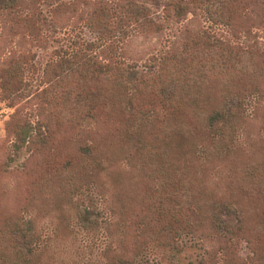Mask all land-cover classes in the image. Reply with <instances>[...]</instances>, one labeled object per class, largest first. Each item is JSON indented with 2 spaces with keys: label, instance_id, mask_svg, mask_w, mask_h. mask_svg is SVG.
Here are the masks:
<instances>
[{
  "label": "rangeland",
  "instance_id": "rangeland-1",
  "mask_svg": "<svg viewBox=\"0 0 264 264\" xmlns=\"http://www.w3.org/2000/svg\"><path fill=\"white\" fill-rule=\"evenodd\" d=\"M73 1L66 0L60 13L54 5L27 4L25 13L34 25L17 23L6 12L0 15V74L11 59L25 68L17 96L5 97L0 89V228L13 226L14 216L21 213L25 217L21 209L29 207L32 227L38 240L48 242L53 264L105 263L107 246H115L121 239L126 240L132 258L136 253L132 248L136 225L144 226L153 217L148 207L150 195L168 184L167 194L184 208L183 228L189 224L201 229L204 224L201 230H208L206 217L212 204L222 202L219 215L225 223L234 226L235 213L245 212L246 227L252 234L262 229L256 218L257 208L241 189L251 188L247 171H255L257 163L264 160V13L259 8L238 11L227 25L210 19L201 6L187 5L180 11L168 5L169 0ZM138 1L150 8L155 23L136 29L130 22L132 17L125 19L115 38L100 43L87 25L100 4L114 8L116 16H126L130 2ZM71 41L95 46L100 43L87 52L98 63L109 64L113 72L124 73L126 96L141 98L144 114L152 119L157 113L167 117V110H181L187 116L183 127L179 122H169L163 130L156 126L146 130L145 142H141L145 150L138 149L137 140L128 147L114 136L123 134L126 128L114 124L118 113L111 109L97 110L96 119L80 115L73 128L65 126L74 116L64 106L44 102L41 91L47 86V76L50 79L47 64L58 52L71 51L67 49L73 46ZM206 41L213 48L201 46ZM221 55L234 59L223 63L217 59ZM242 58L248 65L246 77ZM199 68L206 69L207 74ZM168 69L182 76L159 88ZM153 90L174 98L172 108L160 106L154 100H158L157 95L151 94ZM229 111L238 113L233 124L225 123L219 129L212 121L215 127H209L208 118L214 112L224 115ZM13 117L20 120L19 125L30 122L32 134L38 120L48 124L54 141L31 157L34 145L23 143L18 147V141L6 132ZM80 145L93 148L95 154V163L86 157L93 167V171L87 170L89 176L80 166V175H71L72 181L63 182V187L42 182L36 187L33 180L36 177L38 181L41 158L50 157L48 160L59 164L71 159L76 170ZM138 150L143 159L135 154ZM148 150H153L152 158H146ZM144 159L149 161L145 169ZM25 163L28 167L23 169ZM162 166L168 175L159 174ZM169 184H174L177 193ZM184 187L187 192L179 194L178 188ZM84 208L96 211L90 217L96 226L84 227L87 224L81 223L78 212ZM181 234L176 251L161 255L155 250L144 251L135 264H158L160 259L164 264H197L204 246H215L209 241L202 243L200 235ZM246 245L243 241L240 246L244 256L250 255Z\"/></svg>",
  "mask_w": 264,
  "mask_h": 264
},
{
  "label": "trees",
  "instance_id": "trees-1",
  "mask_svg": "<svg viewBox=\"0 0 264 264\" xmlns=\"http://www.w3.org/2000/svg\"><path fill=\"white\" fill-rule=\"evenodd\" d=\"M65 1L0 0V15L6 12L17 23L27 22L34 25L32 18H29L25 13V6L27 4L31 3L35 5L40 3L46 6L54 5L57 6L56 8L60 13ZM167 4L173 6L176 10L180 9V11L181 9H185L187 5L201 6L209 15L210 19L217 23L227 25L231 24L236 18L238 11L243 12L250 8H259L264 13V0H169ZM126 13V16H116L114 8L110 9L106 5L100 4L99 8L93 12L87 25L95 32L99 42L102 43L104 40L109 41L115 38L119 26L125 19L132 17L130 22L133 23L136 29L155 23L151 18L150 8L139 1L130 2L129 9L126 10ZM114 16L116 17L114 18ZM43 23L46 24V20ZM71 42L73 46L67 48L71 51L65 50L63 53L58 52L55 55V59H52L47 64L51 71L49 74L50 79L47 76V86L41 91L44 102H53V105H56L55 107L64 106L66 111L74 116L75 119L68 121L63 126L73 128L78 116L81 115L82 117L96 119L97 110L106 111L111 109L118 113L117 121H114V124L116 123L126 128L123 134L113 133L114 136H118L128 147L131 146L134 140H137L138 149H145L141 144V142L143 144L145 142L143 133L150 128H155L156 126L157 129L163 130V127L169 122H179L180 127H183L187 119L185 113L181 110H167L172 108L171 103L174 98H167L165 94L153 90L151 94H156L158 97V100H154L165 108L169 115L165 117V114L157 113L153 119L150 118V115L144 114L143 112L141 98L126 96L127 85L123 80L124 73L121 70H118L117 73L116 71L113 72L110 70L111 67L109 64L104 65L98 63L96 61L97 59L87 52L91 47H99L100 43L95 46L94 43ZM84 45L87 46L83 47ZM201 46L209 49L213 48L214 45L206 41L201 43ZM221 56L217 59L223 63L231 60V58L234 59V57L224 58L225 55ZM240 61H242L243 66L242 73L246 77L244 70L248 65L245 64L246 61L243 58ZM199 70L205 75L207 74L206 69L199 68ZM180 76L182 75L177 71L168 69L167 78L165 82H161L159 88L168 83H173ZM24 77L25 68L23 64L18 60L11 59L9 64L1 69L0 74V89L4 96H17L16 92L19 91V86L24 82ZM142 91L143 89L140 88V93ZM235 114L238 113H231L229 111L227 114L222 115L220 112H214L208 118L209 127H215L212 121L217 123L216 125H218L219 129L223 128L225 123L228 124L229 122L233 124L237 119ZM15 117L5 127L6 132L18 141L15 143L18 147H21L23 143L29 146L34 145L35 150H32L31 157L44 151L54 141V138L50 134L48 124L44 125L41 120H38L35 128L33 126L34 130L32 134V132H29L31 123L21 122L22 125H19L20 120ZM16 121L18 122L16 123ZM48 123L50 124V122ZM178 131L180 130H177V133ZM154 139L158 140V137L155 136ZM118 142L119 145L123 146L119 140ZM51 149L53 148H50L49 152H51ZM154 151L156 152V149ZM79 152L81 159L78 158L77 162H75L79 167L76 170H74L76 165H74V161L71 159L66 160L63 164L62 162L59 164L56 160H48L50 157L48 159L41 158L39 161V171H37L38 181L35 177L33 183L36 187L41 182L42 184H47L49 187H63V182L68 183L72 181L73 178H71V175L77 174L80 166H82L83 172L86 174L85 176H89V171L87 170L93 171V167L88 165L86 157L94 162L95 154L93 153V148L80 145ZM135 154L140 156L139 159H143L140 150L136 151ZM145 156L146 158H152L154 156L153 150H148ZM133 162L136 163V160ZM141 162L143 169H145L149 161H145L144 159ZM27 167L28 163L27 165L25 163L23 169ZM140 169L143 172V169ZM161 170L162 173L160 172L159 174L168 175L166 173V167L162 166ZM30 171L28 170V174H30ZM80 172L77 175H80ZM247 173L248 177L246 178H248V183L251 188H242V195L250 197L248 200L249 203L257 208L256 218L259 219L258 224L262 229H258L252 234V230L246 227L245 212L235 213L237 223L234 226L225 223L219 215L220 208L223 206L222 202L212 204L210 215L206 217L209 221L208 230H201L204 224L200 225L201 229L189 226V224L186 227L191 230L183 228V222H186L182 219L184 208L179 200H174L167 194L168 184H164L161 186V192L156 191V195H150L152 202H150L151 204L148 207L153 213V217L144 226L136 225V236L132 246L136 253L133 257L128 256L130 254V247L126 245V240L121 239L119 242H116L115 246H107V251H105V256H103V259H106L105 263H99L94 260L89 264H135L136 258L141 256L140 254L144 251L155 250L160 252V255L166 254L172 249L176 251L179 246L177 239L182 235L181 233L187 232L191 233L193 237L200 235L201 239H198L202 243L203 241H209L212 245L215 244L210 249L204 246L203 257L197 264H264V160L257 163L255 171H247ZM169 186L174 190V193H177L174 184H169ZM178 191L179 194H182L187 192V189L185 187L182 189L178 188ZM26 203L28 202L26 201ZM235 203L238 205V201H235ZM28 209L29 207L21 209V212L26 213L25 217L21 213L14 216L15 224L13 226L7 225L0 228V264H53L52 258L48 256L50 246L48 242L38 240L39 237L32 227L33 221ZM95 212L89 208L79 210L78 217L81 219V223L84 222L87 224L84 227H94L97 225L90 218ZM109 227L111 228V224ZM110 228L107 229L108 234H111ZM192 230L196 233L195 235ZM243 241H246V247L250 251V255L244 256L240 253V246ZM158 264H164L162 259L159 260Z\"/></svg>",
  "mask_w": 264,
  "mask_h": 264
}]
</instances>
